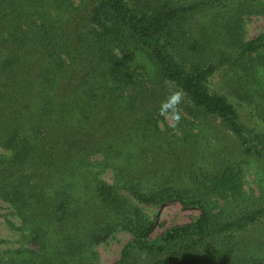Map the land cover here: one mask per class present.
I'll use <instances>...</instances> for the list:
<instances>
[{"label":"trees","instance_id":"trees-1","mask_svg":"<svg viewBox=\"0 0 264 264\" xmlns=\"http://www.w3.org/2000/svg\"><path fill=\"white\" fill-rule=\"evenodd\" d=\"M263 13L264 0H0V148L12 153L0 156V200L25 235L0 264H95V248L124 231L136 241L114 264H261L218 240L263 214L262 190L238 202L243 167L264 171V33L245 35ZM215 68L228 95L207 90ZM187 101L193 111L179 114ZM155 113L178 118L171 145ZM211 120L223 128L214 136ZM151 142L167 154L158 169L139 168ZM194 169L252 214H213ZM124 194L201 215L149 243L155 224ZM215 249L216 261L206 258Z\"/></svg>","mask_w":264,"mask_h":264},{"label":"rangeland","instance_id":"rangeland-1","mask_svg":"<svg viewBox=\"0 0 264 264\" xmlns=\"http://www.w3.org/2000/svg\"><path fill=\"white\" fill-rule=\"evenodd\" d=\"M193 14L191 13V15ZM262 33H264V13L252 16L251 18L247 19L245 25L246 39L251 40L257 38ZM215 67H217V65ZM220 69L222 68L216 69L215 74L212 75L207 81L206 87L211 94L228 95L221 81L223 71ZM129 89L131 90V88ZM237 101L234 100L233 103L240 110L243 121H248L250 123V120H252L253 117L250 115L249 110L245 108V105L243 104L241 99L238 98ZM151 108H154V103L152 104ZM186 109L187 111L179 110V114L180 112L181 114H185L188 111L192 112V103L188 102L186 105ZM172 113L177 114L175 112ZM157 115L158 114L155 115V118L157 117V120L159 121V129L166 134V138H168L169 140L167 145H171L173 140H171L169 136H171L172 134L175 135L177 133L176 129L179 126L177 124L178 118L172 115L174 118L172 116H167L164 120H161L160 117H158ZM196 117L198 120H201V116ZM209 123L210 129L207 127L204 129V132L207 135L214 136L215 134H217L216 131H222L223 128L218 121L211 120L209 121ZM200 129L201 127H199V129H194V133L202 131ZM211 129L216 130L212 131ZM161 150L162 149L159 147L158 144L152 146V142L149 146H145L143 158L147 157L148 159L142 166H139V168H144L149 165L150 167H155L156 169H158V162L160 163V161H162L163 155L167 154L165 150ZM192 152L193 151L189 153L190 158L197 155V152ZM0 156L4 158H10L12 156V153L10 151H6L0 148ZM177 164L178 163H176L175 165ZM243 168L245 171V175L241 183L242 195L238 198L239 203H246L249 199L252 198V196L256 198L258 197V195L260 196L261 190L264 191V176H262L264 175V171H259L253 165L244 166ZM93 171L95 174L98 173L97 176L101 182H105L106 184L111 185L112 178L110 174L100 172L101 170L98 168V166H96ZM192 172L193 174H195V176H193L195 179L193 188L195 189L198 196L209 202L208 206L212 208L213 214L218 213L220 215H229L235 212L234 214L236 215V217L239 216L240 219H247V217L252 214L248 213V216H243V214L245 215L248 211L242 212L243 214L241 213V211L240 213H238V208L236 210L235 208H233L235 204L233 201L235 199H233L232 196H230L229 199H224L223 197H227L225 193L220 194L221 196L219 195V193H215L212 189L211 182L209 180L203 177L201 173L197 172V170L195 169ZM196 177H198L202 185H199L196 182ZM259 177L261 178V180H259ZM188 183H192V181H189ZM195 186L198 187V189H196ZM124 195L126 196V205L128 207L131 206L135 208L137 211H139L140 214L145 215V218L147 220L155 224L154 232L152 233L150 238L146 239V242L149 243L154 242L158 237H160L163 233L170 230L171 228L183 226L196 221L201 215L199 208L186 207L179 202H172L166 204L163 207L154 208L139 204L127 194ZM260 210L261 212L263 211V214L259 216L260 223L258 225L246 228L248 231L245 229V232L240 230H234V232L227 231L223 233L221 235L222 237L218 240V243L221 246L220 250L226 251L232 249L234 250L235 258L245 257L246 259H256L260 261L261 264H264V207ZM17 213L15 212L12 206L0 200V257L4 259H8L11 256H15V253L21 247H23L25 235L22 230L23 224L20 218L18 217ZM135 241L136 239L134 238L133 234L128 231L116 233L113 237H111L110 239L95 248L97 259L95 264H114L116 261L119 260L122 251L131 243L133 244V242ZM216 251L217 249H215V252L212 251V253L207 254L206 258L213 259L216 261Z\"/></svg>","mask_w":264,"mask_h":264}]
</instances>
